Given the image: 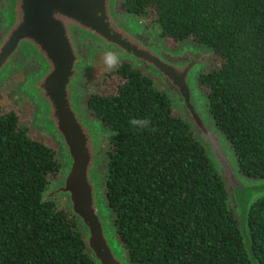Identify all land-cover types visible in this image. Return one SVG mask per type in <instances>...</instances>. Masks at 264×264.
Instances as JSON below:
<instances>
[{
	"label": "trees",
	"instance_id": "obj_1",
	"mask_svg": "<svg viewBox=\"0 0 264 264\" xmlns=\"http://www.w3.org/2000/svg\"><path fill=\"white\" fill-rule=\"evenodd\" d=\"M150 14L173 43L214 50L197 81L239 170L264 177V0H120ZM86 106L112 132L103 184L132 264H253L226 183L169 90L131 61ZM112 84V83H111ZM148 118L155 131L135 128ZM54 142L0 109V264H95L63 196L43 199L63 169ZM254 258L264 264V194L247 213Z\"/></svg>",
	"mask_w": 264,
	"mask_h": 264
},
{
	"label": "water",
	"instance_id": "obj_2",
	"mask_svg": "<svg viewBox=\"0 0 264 264\" xmlns=\"http://www.w3.org/2000/svg\"><path fill=\"white\" fill-rule=\"evenodd\" d=\"M119 0H2L0 8V76L29 54L38 63L21 84L38 105L36 123L58 145L65 171L47 188L43 199L66 197V206L80 224L85 251L95 264H132L114 225L103 184L105 147L110 132L82 102L84 47L88 43L118 52L120 59L153 75L169 90L195 134L206 144L228 188L234 215L253 264L247 213L264 194V180L247 185L230 158L228 144L208 109L197 76L214 54L208 47L171 50L155 39ZM224 140V142H223ZM226 146V147H225ZM237 166V168H236Z\"/></svg>",
	"mask_w": 264,
	"mask_h": 264
},
{
	"label": "rangeland",
	"instance_id": "obj_3",
	"mask_svg": "<svg viewBox=\"0 0 264 264\" xmlns=\"http://www.w3.org/2000/svg\"><path fill=\"white\" fill-rule=\"evenodd\" d=\"M1 2L2 0H0V8H1ZM118 3L120 4V0ZM130 15H131V18L134 20L135 24H138L139 26H141L145 32L151 33L155 39L162 38V43L164 44V46L171 50L179 51L177 49L184 48V46L194 47L196 45H199V46L206 47L202 44L194 42L191 39L180 40L176 43H173L169 38L160 35L159 25L152 15L150 14H144V15L130 14ZM192 44L194 46H192ZM109 50H112V49H109ZM105 51L106 50H104L100 46L95 45L93 43H88L84 47L83 74L80 76V82L83 87L81 100L85 105H86L85 95L87 91H106L112 88L113 86L112 77H115L114 73L112 72L110 73L111 69H106L103 63V54ZM115 53L119 56L118 52H115ZM211 57L212 56H210V60H211ZM210 60L206 61L205 66L210 62ZM119 61H120V58H119ZM205 66H203L202 69H204ZM30 68L31 66L28 65L26 62H23L22 60V63L20 64L19 67L9 70L6 75L2 74L0 76V109L1 110H4V109L14 110L18 115V122L21 125L26 126L27 130L30 133H32L34 137L38 139H42L44 141H48V142L52 141L58 147L52 134L46 128L36 123V113L38 110V105L33 101V98L30 95L32 93L29 91L30 93L29 94L28 92L24 91L21 87V84L25 79V74L29 72ZM156 80L161 86L165 87L164 84L160 82V80L158 79ZM175 104L178 106L181 113L183 114V110L181 106L176 102V100H175ZM107 130L110 132V138H109L108 143L106 144L105 149L108 147L109 142L111 141V137H112L111 130L110 129H107ZM224 140L226 141V138H224ZM226 149L229 153L230 158H232L235 161V163H237L235 160V156L233 155L229 147V144L226 147ZM104 156H105V161H106V154H104ZM63 164H64V161H63ZM103 165H102V168H103ZM62 170L65 171V165H63ZM103 172H104V169H103ZM238 175L240 176V179L247 185H250L252 183L261 182L262 180H264V177H248L244 175L243 173H240ZM58 196H63L64 199H66L64 195H58ZM247 234H248V229H247Z\"/></svg>",
	"mask_w": 264,
	"mask_h": 264
},
{
	"label": "clouds",
	"instance_id": "obj_4",
	"mask_svg": "<svg viewBox=\"0 0 264 264\" xmlns=\"http://www.w3.org/2000/svg\"><path fill=\"white\" fill-rule=\"evenodd\" d=\"M103 63L106 69H112L119 63V56L112 50H106L103 54ZM129 123L135 128H145L155 131L152 121L148 118H131Z\"/></svg>",
	"mask_w": 264,
	"mask_h": 264
},
{
	"label": "flooded vegetation",
	"instance_id": "obj_5",
	"mask_svg": "<svg viewBox=\"0 0 264 264\" xmlns=\"http://www.w3.org/2000/svg\"><path fill=\"white\" fill-rule=\"evenodd\" d=\"M119 58H120V56H119ZM22 60H23V62H26L28 65H30L31 66V68H30V70H29V72H27L26 74H25V79L27 78V76L30 74V73H32V72H34V71H36V70H38V68H39V65H38V63L37 62H35V61H32L31 59H30V57H29V54H24L23 56H21V59H20V62H19V64H18V66L17 67H19L20 66V64L22 63ZM126 60H128V61H131L132 62V60H129L128 58H125V59H120V61L119 62H121V61H126ZM17 67H13V68H11V70L12 69H14V68H17ZM24 79V80H25ZM23 83V82H22Z\"/></svg>",
	"mask_w": 264,
	"mask_h": 264
}]
</instances>
